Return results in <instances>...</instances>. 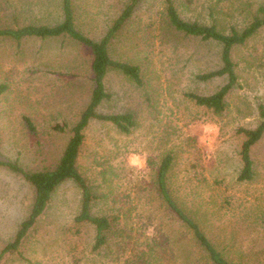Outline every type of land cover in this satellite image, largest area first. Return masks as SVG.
<instances>
[{
  "label": "rangeland",
  "instance_id": "374dc122",
  "mask_svg": "<svg viewBox=\"0 0 264 264\" xmlns=\"http://www.w3.org/2000/svg\"><path fill=\"white\" fill-rule=\"evenodd\" d=\"M181 18L241 30L264 0H171ZM61 0H0V27L55 24ZM127 0H75L78 24L100 37ZM166 0H141L112 41L113 58L138 65L142 83L110 69L104 77L109 99L100 113L129 112L128 133L108 121L91 119L77 167L96 195L92 212L111 218L103 246L93 249L94 226L76 223L80 190L67 180L56 187L44 213L23 239L19 253L0 264H207L185 225L156 191V175L167 153V175L178 205L213 238L234 264H264V133L251 146L253 177L238 180L243 135L254 128L264 105V26L231 58L236 85L217 115L187 93L211 94L225 76L197 78L221 66V45L175 30L165 15ZM90 52L66 36L25 37L18 46L0 37V158L26 170L51 168L88 103ZM35 125L29 131L22 121ZM63 125V131L52 128ZM34 191L19 175L0 166V251L30 210Z\"/></svg>",
  "mask_w": 264,
  "mask_h": 264
},
{
  "label": "trees",
  "instance_id": "16d2710c",
  "mask_svg": "<svg viewBox=\"0 0 264 264\" xmlns=\"http://www.w3.org/2000/svg\"><path fill=\"white\" fill-rule=\"evenodd\" d=\"M141 0H127L123 9L113 19L106 31L97 38L91 37L82 31L78 24L79 15L75 0H61V20L55 24H25L18 27H0V37H9L19 46L22 38L37 37L41 39L66 36L74 43L85 47L90 52L91 91L88 103L80 112L78 119L71 126L70 136L58 161L51 168L29 171L24 169L17 160L0 158V166L19 175L28 182L34 191L30 210L21 220L13 238L7 242L0 251V259L10 252H19V247L38 218L44 213L52 193L61 183L71 180L80 190V207L74 217L76 223L88 222L94 226L93 249L103 246L107 239V233L112 228V220L105 215H97L92 212L93 201L96 197L87 179L77 167V159L84 140V130L91 119L108 121L119 131L128 133L135 126V120L131 113H100L97 111L99 104L110 98L105 90L104 77L108 70L115 69L126 75L129 79L140 85L142 83L141 72L138 65L127 61L115 59L110 54V46L119 31L132 15L135 7ZM165 15L169 24L177 31L185 35L198 36L203 40H213L221 45V66L217 69L197 75L198 79L208 80L216 76H225L226 82L211 94L201 95L193 92L186 94L196 105L210 109L214 114H221L226 109L225 96L236 85L237 76L234 70V62L231 58L235 45L243 44L259 28L264 26V6H260L257 14L241 30L231 29L223 33L215 24H201L197 21H188L180 17L171 0H166ZM6 90V85L0 83V95ZM259 122L254 128L239 127L238 133L243 135L239 155L242 162L238 180H250L253 177L250 148L264 133V105L258 106ZM26 128L34 132L35 125L26 115L22 117ZM54 130L63 131L60 124L52 126ZM172 155L167 153L160 161L156 175V191L163 202L175 216L185 225L191 234L190 237L196 248L202 251L207 264H234L224 252L227 245L220 249L213 238L206 235L199 224L185 212L172 197L167 183V175L172 163Z\"/></svg>",
  "mask_w": 264,
  "mask_h": 264
}]
</instances>
